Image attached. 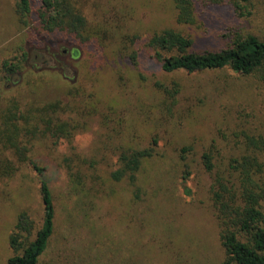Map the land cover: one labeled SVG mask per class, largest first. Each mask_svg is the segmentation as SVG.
<instances>
[{
	"label": "rangeland",
	"instance_id": "obj_1",
	"mask_svg": "<svg viewBox=\"0 0 264 264\" xmlns=\"http://www.w3.org/2000/svg\"><path fill=\"white\" fill-rule=\"evenodd\" d=\"M15 2L0 0V110L15 106L26 116L33 103L72 101L67 87L78 86L86 93H99L100 111L108 118L103 126L99 115H83L87 129L53 147L30 140L28 155L51 178L55 204L54 231L38 264H220L223 250L208 194L211 179L199 155L217 136L218 127L227 129L241 114L249 113L255 125L264 127L260 123H264V86L255 78L233 75L229 69L191 76L174 72L172 76L179 77L183 85L175 122L154 123L158 112L151 80L161 76L158 63L139 60L147 76L144 81L131 78L125 65H116L115 56L121 54L117 47L125 55L131 46L128 42L119 46L121 33L139 35L136 48L147 52L145 42L151 32L177 26L169 0L82 1L91 18L107 19L117 27V43L108 40L101 52L84 53L65 39L39 45L28 41V28L19 23ZM250 9L248 16L235 19L227 7L217 6L207 13L203 27L178 28L192 37L197 50L224 46L223 31L233 25L264 38V0H253ZM23 53L25 58H21ZM17 57L22 59L20 72L4 79L2 62ZM75 113L66 112L71 117ZM150 143L158 157L138 173L139 202L125 204L136 196L126 181H112L111 186L109 172L117 167L121 145ZM186 143L193 150L181 160L177 149ZM219 150L222 156L233 151L227 143ZM64 156L81 159L87 173L97 170L101 188L96 183L95 187L101 193L94 204L75 205L62 164ZM13 171L11 176L0 177V264H7L12 254L8 239L17 214L26 211L34 232L43 217L37 172L17 161ZM90 178L93 175L87 179L93 182ZM127 205L132 217H121Z\"/></svg>",
	"mask_w": 264,
	"mask_h": 264
},
{
	"label": "trees",
	"instance_id": "obj_2",
	"mask_svg": "<svg viewBox=\"0 0 264 264\" xmlns=\"http://www.w3.org/2000/svg\"><path fill=\"white\" fill-rule=\"evenodd\" d=\"M82 1L88 0H16L14 11L21 26L28 28V41L34 45L43 42L54 44L65 39L84 53L87 50L101 52L108 40L117 43L114 35L117 27L107 19L91 18L84 12ZM169 1L177 26H166L151 32L145 42L147 52H139L136 48L139 35L121 33L119 46L123 47L126 42L131 46H128L125 55L117 47L122 55L115 56L116 65H125L131 78L144 81L147 76L142 74L139 60L147 62L151 59L158 63L161 76L151 80L156 99L154 106L158 112L154 123L169 125L175 122V108L183 85L179 77L172 76L174 72L191 76L229 69L233 75L255 78L264 86V38L233 25L227 27L226 33L223 31L222 35L227 38L224 46L197 50L192 37L178 28L203 27L207 13L217 6L227 7L235 19L248 16L253 0ZM25 57L23 53L21 58ZM21 58L2 62L4 79L10 80L20 72ZM60 81L64 83L65 80ZM66 93L72 101L61 103L56 100L44 105L33 103L26 116L19 113L15 106L0 110V177L11 176L16 161L29 164L38 174L43 204L42 222L36 232L33 231L34 222L26 211L17 214L8 239L12 254L7 264H38L54 231L55 204L49 186L51 178L39 162L28 155L30 140L37 139L52 147L62 140L70 141L75 134L87 129L86 121L81 119L83 115H99L101 124H107V114L100 111L99 93H86L78 86L67 87ZM74 110V117L66 114L67 111L74 113ZM250 117L252 115L244 113L227 124V129L218 127L217 136L199 155L200 163L211 179L208 194L223 250L220 264H264V127L255 125ZM151 141L155 143L154 137ZM154 143L120 147L117 167L109 172V183L112 186L114 182L126 181L129 192L136 198H130L125 204L139 202L138 173L148 161L158 157ZM225 143L233 151L222 156L219 148ZM177 150L178 157L183 160L193 146L186 143ZM62 164L68 173L75 205L94 204L101 193L95 187L96 183L101 188L97 182V170L87 173L81 159L73 161L69 156L63 157ZM92 175L90 179L93 182H90L87 179ZM110 190L112 193L113 188ZM127 206L121 217H132V211Z\"/></svg>",
	"mask_w": 264,
	"mask_h": 264
}]
</instances>
